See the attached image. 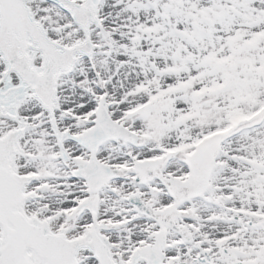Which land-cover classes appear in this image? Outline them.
Returning a JSON list of instances; mask_svg holds the SVG:
<instances>
[{
	"label": "snow or ice",
	"instance_id": "snow-or-ice-1",
	"mask_svg": "<svg viewBox=\"0 0 264 264\" xmlns=\"http://www.w3.org/2000/svg\"><path fill=\"white\" fill-rule=\"evenodd\" d=\"M0 264H264V0H0Z\"/></svg>",
	"mask_w": 264,
	"mask_h": 264
}]
</instances>
